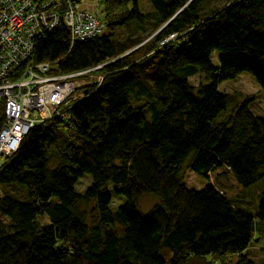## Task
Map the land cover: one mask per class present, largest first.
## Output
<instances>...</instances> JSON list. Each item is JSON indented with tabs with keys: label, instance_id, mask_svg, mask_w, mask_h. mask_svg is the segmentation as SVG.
Returning <instances> with one entry per match:
<instances>
[{
	"label": "trees",
	"instance_id": "16d2710c",
	"mask_svg": "<svg viewBox=\"0 0 264 264\" xmlns=\"http://www.w3.org/2000/svg\"><path fill=\"white\" fill-rule=\"evenodd\" d=\"M137 1L100 0L104 25L91 36L70 41L59 23L34 39L32 62L52 61L54 73L100 65L102 77L79 88L71 127L35 124L2 159L0 264H264L245 254L264 235V188L249 213L181 175L224 166L242 188L264 177V117L251 96L217 90L246 72L264 93V0L207 12V0H144L146 12ZM145 22L154 33L139 44ZM169 34L184 39L159 44ZM83 174L90 183L76 192ZM108 190L124 197L114 210ZM142 194L158 199L146 212Z\"/></svg>",
	"mask_w": 264,
	"mask_h": 264
},
{
	"label": "built area",
	"instance_id": "2783aa9c",
	"mask_svg": "<svg viewBox=\"0 0 264 264\" xmlns=\"http://www.w3.org/2000/svg\"><path fill=\"white\" fill-rule=\"evenodd\" d=\"M99 1L0 0V159L14 153L35 124L55 117L71 127L69 108L82 97L79 88L100 81L102 75L92 73L100 65L54 73L52 61L30 60L34 39L59 23L70 41L98 32L104 25ZM181 40L169 34L159 44Z\"/></svg>",
	"mask_w": 264,
	"mask_h": 264
},
{
	"label": "rangeland",
	"instance_id": "374dc122",
	"mask_svg": "<svg viewBox=\"0 0 264 264\" xmlns=\"http://www.w3.org/2000/svg\"><path fill=\"white\" fill-rule=\"evenodd\" d=\"M138 9L141 12H146L149 10V6L145 3L144 0H138ZM221 0H207L202 4L203 10L205 12L211 11L213 9L219 8L222 6ZM150 23L145 22L143 25L135 27V34L141 35L143 39L139 44L147 40L154 32L149 33ZM216 53L213 52L210 56L211 62L215 63ZM95 79H91L93 81ZM201 80L198 73L188 77V82L191 85H197ZM95 84V83H89ZM217 90L221 93H233L237 100H240L244 97L251 96L252 100L249 103L250 111L254 113L264 114V94L261 93L258 86L254 83L252 77L246 73L241 72L237 74L233 79L222 81L217 85ZM230 111V108L227 109L226 113L220 114L219 117L223 118L225 114ZM255 115V114H254ZM263 117V116H262ZM2 159H0L1 161ZM182 179L184 185L187 188L200 189L206 183L215 184L216 188H219L222 193L228 197L232 203L238 205L245 209L247 212L252 213L257 200L259 193L262 188H264V177L256 181L254 184L248 187H240L236 184L232 175L228 172V169L224 166L216 168L215 171H211L207 174L206 179L199 177L194 172L190 170H182ZM90 183V176L88 174H83L79 177L75 184L74 189L76 192H82L83 189L88 186ZM1 192V191H0ZM110 196V209L114 210L118 205L122 204L124 197L121 195H114L108 190ZM9 194L13 197L22 198L23 197V188L15 186L9 189ZM158 202V199L150 194H142L138 197L137 205L140 211L146 212L151 208V206ZM90 207L87 208L88 215ZM41 222H45V217H39ZM245 254L252 260L260 261L264 258V235L258 236L255 238L254 242L245 250ZM226 264L234 260L233 256L227 257Z\"/></svg>",
	"mask_w": 264,
	"mask_h": 264
},
{
	"label": "crops",
	"instance_id": "0c3cea01",
	"mask_svg": "<svg viewBox=\"0 0 264 264\" xmlns=\"http://www.w3.org/2000/svg\"><path fill=\"white\" fill-rule=\"evenodd\" d=\"M261 93H262V91H261ZM262 94H264V93H262ZM252 111V110H251ZM255 115H257V116H263L264 117V114H262V113H254ZM216 170V169H215ZM215 170H213V171H215Z\"/></svg>",
	"mask_w": 264,
	"mask_h": 264
}]
</instances>
